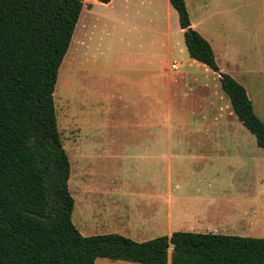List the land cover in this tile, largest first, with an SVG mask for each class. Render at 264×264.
Masks as SVG:
<instances>
[{"label":"rangeland","instance_id":"1","mask_svg":"<svg viewBox=\"0 0 264 264\" xmlns=\"http://www.w3.org/2000/svg\"><path fill=\"white\" fill-rule=\"evenodd\" d=\"M186 3L190 18L201 21L202 30L214 40L221 71L245 86L264 122V0ZM139 43L149 45L150 50L140 51ZM66 57L54 100L61 139L71 162L72 219L78 228L87 235L117 232L137 241L170 236L175 231L264 237V148L234 115L219 74L211 71V77H206L195 71L200 62H193L185 49L178 13L174 8L167 11V0L98 1L90 8L85 3ZM168 63L185 64L191 72L188 86L196 76L211 84L209 108L216 110L221 121L197 114L184 129L168 123L163 107ZM142 100H157L160 106L146 107L140 121L137 111ZM178 128L207 129L214 135L208 133L199 145L201 139L189 136L167 142L165 133ZM152 133H159V138H151ZM184 148L190 153L198 149L203 157L189 164ZM168 152L174 168L185 171V175L175 176L173 195L221 197L222 220L197 225L192 217L194 205L191 208L186 203L185 211L175 218L180 224L172 229L162 224L122 229L96 222L95 211L124 208L125 202L131 211L136 197L148 196L152 186L144 187L143 182L151 176L154 163L164 161L160 155ZM186 165L189 171L184 169ZM95 264L140 263L101 257Z\"/></svg>","mask_w":264,"mask_h":264},{"label":"trees","instance_id":"2","mask_svg":"<svg viewBox=\"0 0 264 264\" xmlns=\"http://www.w3.org/2000/svg\"><path fill=\"white\" fill-rule=\"evenodd\" d=\"M170 3L190 57L219 74L234 114L264 148V122L247 89L221 71L210 41L189 30L186 0ZM84 4L0 0V264H95L101 257L140 264H264V237L175 231L137 241L117 232L84 235L74 224L71 162L54 93Z\"/></svg>","mask_w":264,"mask_h":264},{"label":"crops","instance_id":"3","mask_svg":"<svg viewBox=\"0 0 264 264\" xmlns=\"http://www.w3.org/2000/svg\"><path fill=\"white\" fill-rule=\"evenodd\" d=\"M96 2H98V0H88V2L85 3L92 4ZM111 2H113V0H111ZM171 8H173V6L171 5L170 0H167V11L171 12ZM191 23V27L193 29H196L210 41L214 48L216 57L218 58V52L216 51L214 40L209 37L207 33L204 32V30H202V28L200 27L202 25L201 21L195 22L191 19ZM138 49L140 51L150 50L149 45H144L141 43H139ZM185 49L187 50L186 44ZM180 53L184 54L182 48L180 50ZM193 62H195V59H193ZM147 63L152 64L151 60H148ZM200 63H196L198 65L195 71L201 72L205 74L206 77H209L210 72L213 70L207 65L203 63H201L203 64L201 65ZM172 64L173 63H168L165 69V71L168 73L169 78L167 85V98L163 107L165 108V114L168 123L173 126L177 124L183 125L184 129V126L188 121H190L191 117H194L197 114L203 115L204 117L216 116L214 121H221V119H219L218 115L215 113L216 110L210 111L211 108H209L212 107L211 97L213 96L211 84L207 81H201L200 78L196 76L194 78L195 81L193 83H190V85L188 86L186 80L191 73L190 70L187 69L184 63L181 64V66L180 64L176 63V69L171 68ZM149 106H160V101H140L138 103L137 111L140 121H142V118H144V109ZM183 129L178 128L165 133L167 142H170L171 140H174L180 136H189L193 139H201L197 143V145H199L203 140H206L208 138V133H212L207 129L193 131H184ZM212 134L214 135V133ZM151 138H159V133H152ZM184 155L188 156L189 164H196L197 161L201 160V158L203 157V152H200L197 149L194 153H190L189 148H184ZM160 158L164 161L161 163H159V161H156L152 167L151 176H149L143 182L144 187H147L148 185L152 186L150 194L148 196L145 195L146 197L142 198L136 197L134 204L131 205L132 207H134V209L132 208L131 211V207H129L127 202H125L124 208L115 206V209L113 210L108 208L107 210L105 209L95 211L94 214L96 215L95 220L97 223H101L104 226L118 228L121 227L122 229L125 228V226H140L141 228H147L148 226L162 224L167 225L168 228L172 229V227H178V225L180 224V222L176 221L175 218H177V215L180 212L185 211L184 206L186 205V203H191V208H193L194 205V213H192V217L194 218V222L197 225H201L203 222H209V224L214 225L216 222L222 220L221 214L223 213V211H220V207L221 209L223 207L220 206L221 197H219V199L212 197H210V199H203V196H200V194L194 195L192 197H175L171 191L173 182L176 181L175 176H177L179 173L185 175V171L179 168H174L171 161L172 154L170 152L160 155ZM184 169L188 171L190 170V168H188V165L184 166ZM229 199L230 198H228V200ZM203 200L207 201V204H202ZM199 205H201V207L203 205V208L200 209ZM226 206L227 208L230 207L229 202L226 204ZM162 211H165V213H163ZM136 219H138L139 222ZM85 224L86 223L83 221L82 226L86 230L87 224ZM80 231L84 235H87V233L82 229H80Z\"/></svg>","mask_w":264,"mask_h":264},{"label":"water","instance_id":"4","mask_svg":"<svg viewBox=\"0 0 264 264\" xmlns=\"http://www.w3.org/2000/svg\"><path fill=\"white\" fill-rule=\"evenodd\" d=\"M189 30H190V31H193V28L190 27ZM44 138H47V135H44ZM56 166L59 167V163H58V162H56ZM170 248H171V249L174 248V244H173V243L170 245Z\"/></svg>","mask_w":264,"mask_h":264},{"label":"built area","instance_id":"5","mask_svg":"<svg viewBox=\"0 0 264 264\" xmlns=\"http://www.w3.org/2000/svg\"><path fill=\"white\" fill-rule=\"evenodd\" d=\"M171 68L176 69V68H177V64H176V63H173V64L171 65Z\"/></svg>","mask_w":264,"mask_h":264}]
</instances>
